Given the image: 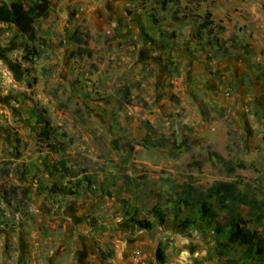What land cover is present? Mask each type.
Wrapping results in <instances>:
<instances>
[{"label":"rangeland","instance_id":"1","mask_svg":"<svg viewBox=\"0 0 264 264\" xmlns=\"http://www.w3.org/2000/svg\"><path fill=\"white\" fill-rule=\"evenodd\" d=\"M33 28L28 41L0 23V264H159L157 249L161 264H263L175 199L185 183L236 181L256 203L238 205L244 226L264 238V0H49ZM184 55L203 69L243 59L246 72L212 76L231 119L173 97ZM34 103L61 150L40 141ZM210 204L221 223L233 200Z\"/></svg>","mask_w":264,"mask_h":264},{"label":"trees","instance_id":"2","mask_svg":"<svg viewBox=\"0 0 264 264\" xmlns=\"http://www.w3.org/2000/svg\"><path fill=\"white\" fill-rule=\"evenodd\" d=\"M157 2L161 8H164L168 3L177 2V0H157ZM48 5L49 0H39L29 8H26L20 0H12L9 3L0 2V23L13 25L28 41H34L33 21L46 13ZM209 16L210 12L205 11L204 20L198 25L199 28L206 29L207 32H210L209 25L212 23L208 19ZM33 110L36 122L40 126V141L45 143L49 152L61 150V144L55 140L54 130L45 116V109L34 103ZM59 190L64 191L63 188ZM217 197L233 200V204L230 206H220L225 210L224 220L221 223L216 221L218 214L210 204V199ZM175 202L187 210L195 211L200 220L209 224L213 223L212 231L215 235L221 236L229 245L240 247L245 259L264 264V238L256 229H249L244 226L249 220L243 218L238 211V205L244 204L249 208L248 215H252V208H255L256 203L238 189L236 181H217L204 191L190 183L182 184L176 193ZM156 216L161 219L158 212ZM259 218L261 217L258 216L255 221L258 222ZM135 223L141 229H150L151 227L150 222L146 220H135ZM189 224H191V219L185 217L179 226L185 227ZM156 260L159 264L164 262L163 253L159 249L156 250Z\"/></svg>","mask_w":264,"mask_h":264},{"label":"crops","instance_id":"3","mask_svg":"<svg viewBox=\"0 0 264 264\" xmlns=\"http://www.w3.org/2000/svg\"><path fill=\"white\" fill-rule=\"evenodd\" d=\"M238 21L241 23L240 27L242 29L244 28L245 32L248 31V26L245 23L246 21L242 18H238ZM135 36L136 35H134L133 37ZM139 46L145 50V56L144 58H141V60L149 61V65L151 66L155 62V58L157 57L155 52H153L152 50L148 51L151 49V46L146 47L145 45L143 46L141 45V43H138L137 45H129L128 47L129 49L138 50ZM168 55H170L171 59L176 58L173 50H171ZM184 56L185 57L183 61L184 63H186V65L183 73L179 72V74L181 75L178 76V80L173 81V84L175 86L172 90L173 97H179L182 102L181 105H184L187 110H189V107L199 109L200 107H206L207 105L214 109L216 108V112L219 111L221 113L230 114L229 117L231 119L234 112H236L234 103L229 99L221 98L220 88L217 85L216 80L212 79V76L214 75V71L219 68H225L226 73L231 72V77L233 78L236 74L246 72L243 59L240 57L235 58L233 56H227L221 62L212 63L209 69H203V64H199L196 59H191L186 55ZM181 78L187 79L186 82H180ZM201 78L203 82H201L202 84H198ZM165 81H169L168 78ZM155 87L158 88V84L155 85ZM178 90H181L180 93H178ZM239 94H241V92ZM169 97L170 94L167 95V99ZM205 101H207V103ZM243 123L244 122H242L241 124H236V126L240 129H243Z\"/></svg>","mask_w":264,"mask_h":264}]
</instances>
